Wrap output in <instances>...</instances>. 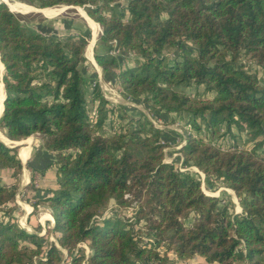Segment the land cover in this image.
Listing matches in <instances>:
<instances>
[{"label": "trees", "instance_id": "obj_1", "mask_svg": "<svg viewBox=\"0 0 264 264\" xmlns=\"http://www.w3.org/2000/svg\"><path fill=\"white\" fill-rule=\"evenodd\" d=\"M25 1L85 7L102 26L106 48L94 56L103 72L125 96L190 125L180 148L186 163L232 188L242 211L165 161L166 129L142 109L108 100L84 68L86 30L36 31L0 0L1 123L13 141L39 135L58 182L44 200L58 244L21 225L12 212L17 189L0 182V264H183L171 253L197 255L199 264H264V83L246 62L264 72V0ZM114 41L122 54L111 52ZM193 86L213 95L180 90ZM244 132L257 148L238 147ZM18 150L0 140V168L14 177Z\"/></svg>", "mask_w": 264, "mask_h": 264}, {"label": "rangeland", "instance_id": "obj_2", "mask_svg": "<svg viewBox=\"0 0 264 264\" xmlns=\"http://www.w3.org/2000/svg\"><path fill=\"white\" fill-rule=\"evenodd\" d=\"M8 1L10 2V4L15 3V4L20 5L22 8H24L21 11L19 10L22 13H19V12H17V13L21 15L23 21L29 27H32L36 31L52 32L50 27L53 29V32L58 30L59 33L66 32L67 30H70V29L75 28V27H80V28L86 30L91 35V41L89 43V46L87 45V49L85 51L84 68H85L87 75L93 74V76L95 75L97 77L98 73L96 72V67L93 65V63H91L93 56H94V52L96 49L102 51L106 47H104L102 45L101 41L99 40L101 30H102V26L98 22L94 21V19L89 17L85 7H83V6H72L71 5V6L65 8V6H68V5H56V6L48 7V8H39V7H36V6L32 5L31 3H29L25 0H8ZM126 3H127V0H122L119 2V6L123 7L126 5ZM81 11L84 13H81ZM85 16H86V18H85ZM87 17H89L91 20H93L98 25V36H97L96 40H94V38H93V33H92L91 28H90L91 23H90V21H88ZM67 22L72 24L71 28L69 25H67L68 24ZM61 27L62 28L64 27V28L60 29ZM94 43H96L95 44L96 46L92 47ZM164 52H165L166 56H169V57L173 56V54L175 53V51L173 49H171V50L167 49ZM246 62L253 68L252 69L253 71L256 70V72L255 71L254 72L256 73V75L258 76L260 81L264 83V72L262 71V69H260L257 65H255L254 62H250L248 60ZM0 63L2 64L1 61H0ZM2 71H3V65H2ZM106 74L107 73H104V72L102 73V79H103L102 82L105 84L107 89H109L111 91L117 90L121 93V91L119 90V87L117 85V82L114 80V77H112L108 74L106 75ZM180 90L187 93L189 96H191L194 99L195 98H198V99L207 98L210 95V92H206L202 87L198 88V87L193 86V87L184 88V89H180ZM103 92H104L105 96L108 98V100L110 102H112L111 96H114L112 94V92H107V91L105 92L104 89H103ZM122 97H124L126 99L130 98V97L125 96L124 94H122ZM112 103H114V102H112ZM123 103L125 105H127V107L129 109H132L134 106L142 109V111H144L148 117H149V115L151 116V118L149 117L151 120H152V118L155 120L158 118L157 112H156V114H157L156 115L155 111L151 107L152 103L150 101L146 102V99L143 97L139 98L137 100L136 99L133 100L132 98L129 101L123 100ZM115 104H119V103H115ZM96 107H97V103L89 105V111H90L91 118L94 117ZM161 113H165V112H161ZM169 116L171 117V115H169ZM182 121H184V120H180L177 124H175V128H182L184 131V134H185V130L192 131L190 125L185 127V125L182 124ZM164 122H165L166 126L168 124L171 125V124L176 123V122H172V117L168 121H164ZM0 123H1V116H0ZM115 125L118 126V122H116ZM177 126H180V127H177ZM238 138H240V139H238V147L240 149H242V150H253L254 148H257V146L255 147L256 144H254L253 142L252 143L248 142L247 133H245V132L242 133L241 136H238ZM176 139H177V142H179V143H174V144H177L175 148H171L172 150L169 148L167 151H166V149H164L166 161H170L172 159L171 157H173V158L176 157L177 160L175 159V161L179 162V160L181 159L180 158L181 155L183 157H185L184 154L180 151V148L183 144H185L186 140L185 139L183 140V138H180L178 136L176 137ZM169 150L171 153H174V154L169 155ZM257 150L260 151V149H257ZM260 152L263 154L262 151H260ZM188 164L191 165L192 163L188 162ZM200 175L204 177V180L202 181V188L206 189L207 193L209 192L210 195L214 194V196H219L220 198H223L224 202H227L233 208L235 215L241 214L242 205H241L240 197L236 194V192L232 188L227 186V184L224 183L222 180H216L213 177L207 176L206 174H203V175L200 174ZM131 211L132 210H130L128 208L123 209V213L126 214L125 216H130L132 214ZM23 222L25 223L24 220H23ZM21 225H22V223H21ZM54 236H55V234H54ZM54 236L51 235L50 239L49 238H47V239H49L50 241H52L54 239L56 240V238H55L56 236L55 237ZM47 239L44 237V241ZM86 245L88 246V244L86 242L80 244V246H82V247H84V246L87 247ZM67 256L68 255L66 254V257ZM171 257L176 259L178 262L183 263V264H199V263L205 262V260L202 257H199L197 255H195L194 257L189 258V259L188 258L180 259L179 257L175 256L174 253H171ZM31 264H36V261H34ZM216 264H218V263H216Z\"/></svg>", "mask_w": 264, "mask_h": 264}, {"label": "crops", "instance_id": "obj_3", "mask_svg": "<svg viewBox=\"0 0 264 264\" xmlns=\"http://www.w3.org/2000/svg\"><path fill=\"white\" fill-rule=\"evenodd\" d=\"M16 12L22 13L20 11ZM67 25H69L70 28L72 27V24L70 23H68ZM63 28L61 27L60 29ZM75 28L67 30L66 32L59 33L58 30L53 32V29L50 27L52 33L60 36L68 32H73V30H76ZM94 40H96V38H94ZM95 44L96 43H94L92 47H95ZM96 50L98 51V49ZM91 63H93V65L96 67V72L98 74L97 77H94L93 74L88 76L93 77L94 81L98 80L102 85L103 70L98 65L95 56H93ZM211 95H213V93H210L209 96ZM159 116L160 117H158L157 120L158 122H161V124L163 123L164 129H166V133L169 136L168 139L170 140V149L176 147L177 144L174 143H179L176 139L177 136L183 138V140H186L183 129L175 128V124H177L180 120L174 124H168L166 126L164 121H168L171 117L166 113H160ZM149 117L151 118L150 115ZM0 140L9 146H19L18 156L22 161V171L19 174V177H14L12 168H0V182L3 185L11 187L14 186L17 189L16 202L12 211L13 215L28 230L34 233H38L39 235L44 236L46 239H50V236H54L55 234L56 237H54L56 238V240L54 239L52 241L58 244L57 234L54 233L53 230L55 224L54 216L49 208L48 203L44 201L51 194L52 190L58 187L57 168L52 164L54 159L53 154L43 147L38 134L31 135L28 138L22 139L20 141L10 140L6 135L2 123H0ZM23 149H26L27 151L25 158L22 152ZM170 154L173 155L174 153H171L169 150V155ZM23 220L25 221V223L23 222Z\"/></svg>", "mask_w": 264, "mask_h": 264}, {"label": "built area", "instance_id": "obj_4", "mask_svg": "<svg viewBox=\"0 0 264 264\" xmlns=\"http://www.w3.org/2000/svg\"><path fill=\"white\" fill-rule=\"evenodd\" d=\"M112 45H113V47H112V50H111V52L113 53V54H115V55H120V54H122L123 53V50L120 48V47H118L117 45H116V42L114 41V42H112ZM129 55H130V53H129ZM102 89H104V91L106 92H112V94L114 95V96H111V99H112V102H114V103H123V100H125V101H129V100H131V98H124V97H122V94L119 92V91H117V90H109V89H107V87L105 86V84L103 83L102 85ZM152 120L155 122V124H156V126L157 127H159V128H164V126H163V124H161V122H158V120L156 119V120H154L153 118H152ZM160 125V126H159ZM166 149V151L169 149V146L168 147H166L165 148ZM181 155V154H180ZM172 158V159H171ZM170 159V161H167V162H174L175 163V165H176V168L179 170V171H181V172H183V173H188V172H191V173H193V174H195L197 177H199V178H201L202 179V181L204 180V177L203 176H201L200 174H205V173H203L197 166H195V165H193V164H188V163H186V161H185V157H183L182 155L180 156V160H179V162H177V161H175V159L177 160V158L176 157H171ZM169 160V159H168ZM166 161V160H165ZM203 177V178H202ZM204 191H205V193L206 194H209L210 195V193L208 192H206V189H203ZM214 195V194H213ZM87 246V245H86ZM85 247V246H84ZM88 248H89V246H87ZM87 247H85V250L87 251L86 252V254L87 255H89L90 254V252H91V249L89 248H87Z\"/></svg>", "mask_w": 264, "mask_h": 264}, {"label": "bare ground", "instance_id": "obj_5", "mask_svg": "<svg viewBox=\"0 0 264 264\" xmlns=\"http://www.w3.org/2000/svg\"><path fill=\"white\" fill-rule=\"evenodd\" d=\"M11 6H12V8L15 10V11H21V10H23L24 8H22L20 5H18V4H15V3H13V4H10ZM81 13H84V12H82L81 11ZM85 18H86V16H85ZM88 18V21H90V23H91V25H90V28H91V30H92V33H93V36H94V38H96L97 39V36H98V25L93 21V20H91L89 17H87ZM2 65L3 64H1L0 63V113H1V111L3 110V102H2V100H3V97H4V88H3V82H2V80H1V74H2ZM4 67V66H3ZM23 156H24V158L26 157V154H27V151H26V149H23Z\"/></svg>", "mask_w": 264, "mask_h": 264}, {"label": "water", "instance_id": "obj_6", "mask_svg": "<svg viewBox=\"0 0 264 264\" xmlns=\"http://www.w3.org/2000/svg\"><path fill=\"white\" fill-rule=\"evenodd\" d=\"M5 1L9 4L11 10L15 11V10L12 8V6L10 5V2H9L8 0H5ZM69 6H71V5L65 6V8H66V7H69ZM0 61L2 62V60H1V55H0ZM2 64H3V63H2ZM3 68H4V67H3ZM3 76H4V72L2 71V74H1L2 82H3ZM3 84H4V82H3ZM4 87H5V85H4ZM5 97H6V94H4V97H3V100H2L3 105H4ZM3 110H4V106H3ZM3 110L1 111L0 116L3 114ZM204 192H205V191H204ZM208 195H209V194H208Z\"/></svg>", "mask_w": 264, "mask_h": 264}]
</instances>
